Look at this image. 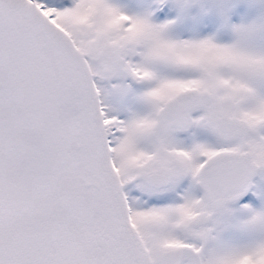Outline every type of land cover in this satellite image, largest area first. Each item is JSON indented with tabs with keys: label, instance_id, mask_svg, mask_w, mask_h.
Returning <instances> with one entry per match:
<instances>
[{
	"label": "snow or ice",
	"instance_id": "1",
	"mask_svg": "<svg viewBox=\"0 0 264 264\" xmlns=\"http://www.w3.org/2000/svg\"><path fill=\"white\" fill-rule=\"evenodd\" d=\"M0 264H264V0H0Z\"/></svg>",
	"mask_w": 264,
	"mask_h": 264
}]
</instances>
